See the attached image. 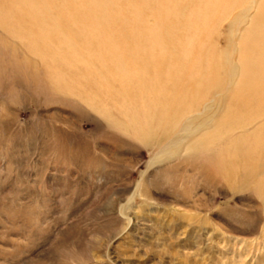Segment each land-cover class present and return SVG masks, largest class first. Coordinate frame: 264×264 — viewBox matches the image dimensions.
I'll use <instances>...</instances> for the list:
<instances>
[{"label": "rangeland", "instance_id": "1", "mask_svg": "<svg viewBox=\"0 0 264 264\" xmlns=\"http://www.w3.org/2000/svg\"><path fill=\"white\" fill-rule=\"evenodd\" d=\"M261 13L0 0V264H264Z\"/></svg>", "mask_w": 264, "mask_h": 264}, {"label": "bare ground", "instance_id": "2", "mask_svg": "<svg viewBox=\"0 0 264 264\" xmlns=\"http://www.w3.org/2000/svg\"><path fill=\"white\" fill-rule=\"evenodd\" d=\"M198 13V12H197ZM199 15V14H198ZM201 16V15H200ZM211 16V15H210ZM208 18V17H207ZM202 21H203V19H202ZM204 21H206V19H204ZM261 22V23H264V13H261L259 16H258V18L256 19V23L254 24V26H253V29L251 30L252 32L249 34L248 33V35H247V38H249L251 35L253 36V34H256V33H258V31H257V27L259 26V24H258V22ZM260 28V27H259ZM262 32V34H264V32L263 31H261ZM249 40V39H248ZM247 44H249V42L247 43ZM246 44V45H247ZM260 49H259V51H260V53H262V57H261V61L260 62H263V64H264V47H259ZM121 68V67H120ZM250 73V75L249 76H247L246 77V86L244 85L245 83H243L242 84V86H241V88H239L238 89V91H240V99H243V96L245 97V95L247 94V93H243L242 92V89H246L247 91H248V93L249 92H251L252 91V89H254L258 84V82L260 81L259 79H260V77L262 76V75H264V71L262 72V75L260 74V73H258L257 71H249ZM129 84H130V82H129ZM154 92L156 93L155 95L156 96H158V94L160 93V91H158L157 89H156V91L154 90ZM153 92V93H154ZM154 95H152V98H154L153 97ZM262 98V101H261V104H263L264 103V96L263 97H261ZM221 126H220V123L217 125V127H216V130H219L220 131V128ZM211 139L213 140L214 138L213 137H207V138H205V142H210L211 141ZM262 145L264 146V138H262ZM258 154H259V157L261 158L262 157V154H264V152H263V150L261 149L259 152H258Z\"/></svg>", "mask_w": 264, "mask_h": 264}]
</instances>
